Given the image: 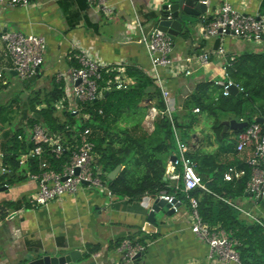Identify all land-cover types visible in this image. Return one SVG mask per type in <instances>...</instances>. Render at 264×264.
Returning a JSON list of instances; mask_svg holds the SVG:
<instances>
[{
	"label": "crops",
	"instance_id": "1",
	"mask_svg": "<svg viewBox=\"0 0 264 264\" xmlns=\"http://www.w3.org/2000/svg\"><path fill=\"white\" fill-rule=\"evenodd\" d=\"M109 2L115 8L111 17L98 12L87 0H31L28 8H4L0 12V36L3 32L15 31L46 38L47 51L40 69L39 86L47 77L49 89L59 73L69 75L79 66L75 57L82 50L94 52L108 67L121 64L126 68L136 67L151 77L149 54L140 40L158 26L156 1ZM226 2L245 15L264 18V0H209L208 13L203 16L205 25ZM202 29L193 31L188 38L181 35L177 39L175 51L179 57L214 52L221 45L238 56L264 53V42H247L231 36L208 38ZM4 52L5 45L0 40L2 74L11 66ZM223 66L224 61L214 57L207 68L197 69L190 77L174 79L161 71L171 92L174 112L182 110L185 100L200 85L222 78ZM61 83L64 87L69 84L68 80ZM150 111L145 125L148 124L149 132H152L155 118ZM198 119L191 144L199 157H212L218 168L248 165L253 151L249 148L237 152L236 131L228 130V139L217 141L212 129L214 120L207 114H200ZM233 120L241 123L229 117L224 125ZM23 170L32 171L29 165ZM203 176L209 180L214 177ZM36 192L37 184L27 179L0 191V206L9 212V217L0 222V264H19L47 253L64 254L74 250L80 252L81 258L72 264H136L124 262L116 251L127 237L141 244L150 243L140 264H222L210 256L209 246L192 233L189 201L182 202L173 216L158 220V225H151L148 214L157 198L145 196L140 201H132L110 197L103 190L84 185L76 196H67L49 206L33 209L27 202ZM148 201L151 202L149 206ZM235 202L264 222V199L256 201L245 195ZM242 218L245 220L244 216ZM95 247L97 250L86 258L89 250Z\"/></svg>",
	"mask_w": 264,
	"mask_h": 264
},
{
	"label": "built area",
	"instance_id": "2",
	"mask_svg": "<svg viewBox=\"0 0 264 264\" xmlns=\"http://www.w3.org/2000/svg\"><path fill=\"white\" fill-rule=\"evenodd\" d=\"M87 1L91 7L106 17H111L115 13V8L109 0ZM30 4L31 0H0V12L4 8H28ZM202 32L208 38L231 36L247 42L261 43L264 42V18L245 15L226 2L220 7L216 16L205 25ZM0 40L5 45V57L11 64L8 69L10 72H16L17 77L23 81L37 75L38 69H41L45 61L47 51L45 37L6 31L1 34ZM140 43L148 51L152 69L150 76L160 89L166 105V111L161 113L156 108H151L150 115H153L155 119L158 116L167 115L169 117L177 143L176 161H169L166 178L176 184L182 181L183 187L180 188L177 185L176 188L187 196L196 189L208 191L203 176L197 172L196 164L189 156L192 151L191 145L182 141L178 136V128L173 119L174 108L171 92L167 87L166 79L161 76V71L168 73L174 79L190 77L197 69L207 68L212 63V59L216 57L224 61L223 75L222 78L213 82L221 88L223 95L228 97L232 95L230 90L234 87L238 90V94L245 91L230 77V70L234 68L239 56L231 54L221 45L214 52L181 58L175 51L176 42L158 27L149 34H145ZM75 59L79 65L77 68L72 69L69 75L59 73L56 76L58 83L65 80L69 82L64 87L65 96L58 101L56 109L81 117V120L87 122L91 119L90 113H84L87 104L102 99L105 92L113 89L127 90L134 84V81L127 75V68L124 65L108 67L94 52L79 51ZM103 72L115 74V76L108 79L105 86L101 88ZM3 76L0 73V79ZM199 112L197 108L195 113ZM262 118L264 119V115ZM27 134L28 141L33 147L27 154L21 156L20 166L23 168L30 160H37L38 170L29 171L25 175L27 180L37 184V192L31 195L27 202L33 209L49 206L67 196H76L85 185L84 182H88L89 187L107 192L110 197L114 196L103 182L102 173L94 169L96 154L95 134L92 129L74 126L67 127L65 132L58 133L51 132L42 123H35L27 128ZM23 136L19 135V139L23 140ZM249 148L253 151V156L247 164L252 167V174L245 194L259 201L264 199V128L258 122L249 124L237 135V152L242 153ZM66 156L67 159H65ZM51 158L62 162L60 170L51 166ZM180 168L182 172L178 171ZM76 169H79V175H76ZM8 172L5 166V154L0 152V175ZM245 174V171L237 166H230L224 174V180L234 182L243 178ZM158 198L165 199L176 213L179 211L180 207L178 208L177 205L181 206L182 202L176 196L163 192ZM188 198L193 218L192 233L209 246L210 256L218 259L222 264H242L236 250L238 241L231 232H227L220 226L213 227L204 222L198 212V201L189 196ZM225 201L248 217L252 224L264 228V222L251 211L245 210L232 201ZM149 246L150 243L141 244L127 237L116 248V251L122 255L124 262H132L139 254H145Z\"/></svg>",
	"mask_w": 264,
	"mask_h": 264
},
{
	"label": "trees",
	"instance_id": "3",
	"mask_svg": "<svg viewBox=\"0 0 264 264\" xmlns=\"http://www.w3.org/2000/svg\"><path fill=\"white\" fill-rule=\"evenodd\" d=\"M183 37L188 38L189 35L185 34ZM127 75L134 81L129 89H113L105 92L102 99L86 105L84 113L91 115L87 122L80 120L78 123L75 116L66 112L64 118L57 115L56 104L65 96V89L64 83H58L56 78H53L52 87L45 94L34 92L27 101L29 113H32L28 125L13 130L12 134H6V138L0 137V151L5 154V166L9 170L0 175V189L27 179V172L20 166V158L33 147L28 141L29 126L42 123L51 132L58 133L65 132L67 127L90 128L95 134L94 169L102 173L103 182L114 196L140 201L145 196L156 199L165 192L176 196L181 202L190 201L188 196L194 198L199 203L198 212L204 222L231 232L238 241L236 250L242 264H264V228L246 222L240 212L225 201L236 203L237 198L246 195L252 167H238L245 171V176L234 182H226L224 174L229 167H216L212 157H199L191 145L189 156L199 163L196 164L197 172L201 176L205 174L214 177L211 180L204 179L208 191L196 189L187 196L178 190L176 186L182 188V181L176 184L166 178L168 163L177 154V143L169 117L158 116L154 122V130L150 133L142 127L151 108H156L160 113L166 111L161 91L151 77L136 67H127ZM114 76L115 74L103 72L101 88ZM230 77L244 88V93L226 97L214 82L200 85L185 100L182 111L177 113L179 115L173 114L177 128L186 131L190 137V134L196 133L199 115L207 114L214 120L212 129L217 141H222L229 136L227 132L224 133V121L229 117L252 124L259 115H264V53L239 56L234 68L230 70ZM4 87L7 88V84ZM9 107L11 109L12 105ZM197 108L199 113H195ZM4 112L6 108L0 110V124L11 125L12 115ZM19 135H24L23 140L19 139ZM50 162L53 168L61 169L62 162L54 158ZM27 165L32 171L38 170L37 160H30ZM119 166L122 170L111 181L109 174ZM6 210L4 206H0V222L9 216ZM95 250L96 247L90 249L86 258Z\"/></svg>",
	"mask_w": 264,
	"mask_h": 264
},
{
	"label": "water",
	"instance_id": "4",
	"mask_svg": "<svg viewBox=\"0 0 264 264\" xmlns=\"http://www.w3.org/2000/svg\"><path fill=\"white\" fill-rule=\"evenodd\" d=\"M157 3L156 19L157 27L159 30L166 33L174 42L181 35L192 34L198 28L205 27L204 15L208 13V2L209 0H155ZM261 18V17H260ZM14 76H17L16 72H12ZM40 69L37 71V75L31 77L28 80H21L20 82L24 87L39 86L40 85ZM80 82H78L79 84ZM232 95L238 94V90L234 87L231 90ZM258 123L264 124V119L259 118L256 120ZM249 123L237 122L235 120L227 123L224 127V132L228 130L239 131L247 128ZM171 161H176V156H172ZM122 167L116 168L112 173L109 174L111 181L115 180ZM76 175H79V169H76ZM204 178V176H203ZM66 180V178L64 179ZM88 185V182H84ZM8 187L0 189V191H6ZM180 207V204L177 205ZM161 214V221H164L166 217L173 216L176 214L174 209H171V205L163 198H157L152 206L151 211L148 214V222L151 225H158L157 215ZM146 254H139L132 262L140 264L142 258ZM81 258L79 251L74 250L64 254L58 253H47L45 256H40L38 259L29 260L27 262L23 260V263L19 264H72Z\"/></svg>",
	"mask_w": 264,
	"mask_h": 264
},
{
	"label": "rangeland",
	"instance_id": "5",
	"mask_svg": "<svg viewBox=\"0 0 264 264\" xmlns=\"http://www.w3.org/2000/svg\"><path fill=\"white\" fill-rule=\"evenodd\" d=\"M3 75H4L3 76L4 78L0 80L1 81L0 82V110L2 108H6V112H4V114L7 113V114L12 115L11 119H13L11 125L6 124L5 126H2L0 124V137L6 138V134L8 133L12 134L13 130L22 128L23 126L28 125V120L31 118L32 113H29L27 101L29 97L33 96L34 92H42L43 94H45L47 90L49 89L48 87L49 82L47 80V77H45V82L41 86L24 87L22 83L20 82V80L18 79V77L17 76L14 77L10 71H7V70L3 71ZM3 80L7 81L8 83H3L2 82ZM2 84H4V86L7 84V88H5ZM20 100L21 102H19ZM11 105H12V108H11L12 110L9 107ZM181 111L182 110H179L177 113ZM175 113L176 112H174V114ZM177 113L176 115H179ZM57 115L60 116L61 118H64V113L62 111H58ZM75 118L78 120V123L82 119L81 117H78V116H75ZM145 121L146 119L142 123L143 130L146 132H149L150 131L149 125L148 124L145 125ZM193 135L194 134L192 133L190 134V137H189L186 134V131L184 132L182 129L181 130L178 129V136H180L182 141L191 143L193 141V137H194ZM180 171L182 172V168H180ZM149 205H151V202L149 203L148 201L147 206ZM241 215L244 216L246 221L252 223V221L248 217H246L244 214H241ZM157 217H158V220H160L161 214L157 215Z\"/></svg>",
	"mask_w": 264,
	"mask_h": 264
},
{
	"label": "clouds",
	"instance_id": "6",
	"mask_svg": "<svg viewBox=\"0 0 264 264\" xmlns=\"http://www.w3.org/2000/svg\"><path fill=\"white\" fill-rule=\"evenodd\" d=\"M263 116V115H262ZM156 120V119H155ZM257 122V121H256ZM248 123V122H247ZM261 124V123H260ZM190 145H192V144H190ZM192 147V146H191ZM1 152V151H0ZM88 186V185H87Z\"/></svg>",
	"mask_w": 264,
	"mask_h": 264
}]
</instances>
